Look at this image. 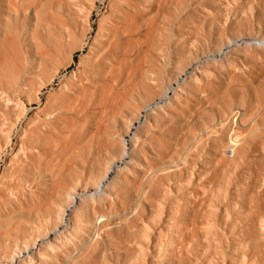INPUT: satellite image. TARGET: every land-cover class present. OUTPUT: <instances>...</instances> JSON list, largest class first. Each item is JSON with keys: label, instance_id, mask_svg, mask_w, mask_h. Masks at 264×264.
I'll return each mask as SVG.
<instances>
[{"label": "rangeland", "instance_id": "obj_1", "mask_svg": "<svg viewBox=\"0 0 264 264\" xmlns=\"http://www.w3.org/2000/svg\"><path fill=\"white\" fill-rule=\"evenodd\" d=\"M9 1L0 86L32 100L10 132L0 101V253L45 231L38 264H264V0Z\"/></svg>", "mask_w": 264, "mask_h": 264}, {"label": "bare ground", "instance_id": "obj_2", "mask_svg": "<svg viewBox=\"0 0 264 264\" xmlns=\"http://www.w3.org/2000/svg\"><path fill=\"white\" fill-rule=\"evenodd\" d=\"M11 1V0H10ZM10 1H9V3H10ZM24 3V2H23ZM6 6H7V4H6ZM10 6V5H9ZM29 7V6H28ZM27 7V8H28ZM51 7V6H50ZM38 9V8H37ZM27 10V9H26ZM49 10V9H48ZM113 12V11H112ZM35 13V12H34ZM22 19V18H21ZM20 19V20H21ZM49 19V18H48ZM58 23V22H57ZM47 24V23H46ZM49 24V23H48ZM66 24V23H65ZM49 31V30H48ZM58 31V30H57ZM13 35V34H12ZM14 35H16V34H14ZM47 35V34H46ZM46 37V36H45ZM55 37H56V35H55ZM21 38V37H20ZM57 38V37H56ZM13 39H15V38H13ZM49 39H50V37H49ZM73 41V40H72ZM41 42V41H40ZM1 43V42H0ZM45 43V42H44ZM49 43V42H48ZM261 43V42H260ZM42 45V44H41ZM5 47V46H4ZM12 47H13V45H12ZM39 47V46H38ZM47 47V46H46ZM260 48V47H259ZM11 49V48H10ZM12 50V49H11ZM77 50V49H76ZM19 51V50H18ZM55 52H57V51H55ZM13 53V52H12ZM10 54V53H9ZM8 54V55H9ZM43 54V53H42ZM64 54V53H63ZM36 55V54H35ZM47 55V54H46ZM61 55V54H60ZM10 56V55H9ZM31 56V55H30ZM44 56H45V54H44ZM15 53H14V59H15ZM34 57V56H33ZM9 58V57H8ZM42 58V57H41ZM13 59V60H14ZM27 59H28V57H27ZM43 59H44V57H43ZM4 60H6V59H4ZM15 61V60H14ZM33 61V60H32ZM5 63L3 62V64H1V65H4ZM21 64V63H20ZM22 64H23V62H22ZM0 65V66H1ZM14 65H15V62H14ZM20 66V65H19ZM45 66V65H44ZM9 68V67H8ZM13 69V68H12ZM46 69V68H45ZM79 69V68H78ZM11 70V69H10ZM9 70V71H10ZM48 70V69H47ZM5 71V70H4ZM21 71L22 70H20V73H21ZM49 71V70H48ZM47 72V71H46ZM142 72V71H141ZM45 73V72H44ZM47 74V73H46ZM106 85H107V83H106ZM105 86V85H104ZM106 87V86H105ZM110 88V87H109ZM84 92V91H83ZM32 93H33V95L36 97V98H38L37 96H38V91H35V90H32ZM86 93V92H85ZM83 94V93H82ZM102 94V93H101ZM108 94H109V92H108ZM110 95V94H109ZM109 95H107V96H109ZM106 98H108V97H106ZM25 99H26V102L28 103V104H31V100H32V96H31V94H29L28 96H26V98L24 97V99H23V97H21V95H18V94H14V93H11V92H8V91H6L2 86H0V101H2V102H4L5 103V105H6V107H8V108H11V109H13L14 110V116H9V115H7V114H2L3 116H2V118L5 120V121H7V123H8V125H9V130H8V132H10L13 128H15L23 119H26V113H27V104H26V102H25ZM125 100V99H124ZM77 103V102H76ZM78 104V103H77ZM76 104V105H77ZM85 105V104H84ZM153 108V107H152ZM40 109V108H39ZM51 109H52V107L51 106H49L48 107V111L47 112H44V113H46L47 115H50L49 114V112H51ZM54 111V110H53ZM37 114V113H36ZM0 115H1V113H0ZM28 120V119H27ZM69 120V119H68ZM70 120H71V118H70ZM70 120H69V122H70ZM75 121V120H74ZM72 122V121H71ZM70 122V123H71ZM79 124V123H78ZM74 125V124H73ZM76 125V124H75ZM21 126V125H20ZM69 127V126H68ZM71 129H73V128H71ZM84 131V130H83ZM26 133H27V129L26 128H21V134H22V136H25L26 135ZM79 133V132H78ZM235 135H236V133L235 132H232V134L230 135V136H228L227 138H226V145H227V147H228V149H232L233 147H234V145H236V143H235V141H234V139H235ZM73 136H75V135H73ZM29 137V136H28ZM53 138V137H52ZM54 140V139H53ZM14 141H16V140H14ZM18 141V140H17ZM9 143H10V136H9V134H7V137H6V142L5 143H0V150H1V148H3L4 147V145L5 146H7V145H9ZM19 143V144H18ZM17 144L18 145H16V147L12 150V154H11V161H13L14 160V158L18 155V153H17V150L19 151V153L21 154V155H23L24 157L26 156V154H27V152L28 151H31V148H28L27 147V144H26V142L23 140V139H20L19 140V142H18ZM53 143H54V141H53ZM65 144V143H64ZM63 144V145H64ZM53 145V144H52ZM65 146V145H64ZM130 146V145H129ZM9 147V146H8ZM64 149V148H63ZM66 149V148H65ZM128 150V149H127ZM74 153V152H73ZM8 161V160H7ZM28 162V161H27ZM34 163H35V161H34ZM55 165V164H54ZM2 167H4V166H2ZM27 167V166H26ZM55 167V166H54ZM72 167V166H71ZM167 167V166H166ZM165 167V168H166ZM1 168V167H0ZM69 169V168H68ZM0 172H4V171H0ZM164 173H165V171H163ZM186 172V171H185ZM51 173H52V171H51ZM58 173V172H57ZM52 176V175H51ZM57 176V175H56ZM52 178V177H51ZM92 178V177H91ZM111 178V177H110ZM149 178V177H148ZM52 180V179H51ZM111 180V179H110ZM86 181V180H85ZM89 182V181H88ZM142 182V181H141ZM140 182V183H141ZM53 183V182H52ZM57 183V182H56ZM87 183V182H86ZM7 184V183H6ZM145 184V183H144ZM100 185V184H99ZM138 186V185H137ZM147 186V185H146ZM151 186H152V182H151ZM59 187V186H58ZM62 187V186H61ZM60 187V188H61ZM129 187V186H128ZM5 188V187H4ZM60 188H59V190H60ZM109 188H110V185H108L107 186V189H106V191L105 192H103L102 194H101V196H99V198H102V197H108V196H110L109 195V192H108V190H109ZM137 188V187H136ZM151 188V187H150ZM138 189V188H137ZM138 190H140V189H138ZM143 191V190H142ZM52 193V192H51ZM73 193H76V191L75 192H73ZM143 193V192H142ZM57 195H58V193H57ZM253 195V194H252ZM251 195V196H252ZM8 196V195H7ZM141 196V195H140ZM250 196V197H251ZM78 197V196H77ZM142 197V196H141ZM11 198V197H10ZM52 198V197H51ZM50 198V199H51ZM75 198V197H74ZM259 198V197H258ZM17 199V198H16ZM80 202H78V201H76V204L74 203V201H73V195L70 193V194H67L66 195V198L64 199V201H63V203H64V205L62 206V205H60V206H58L55 210H54V215L56 216L55 217V219H54V222H50V225H51V229L50 230H56V229H58L59 227H60V225H61V222H62V220H63V218H64V216L67 214V212H68V209L72 206V205H74V207H73V209L71 210V214H72V216L74 215V217L75 218H79V215H80V212H81V209H82V206H83V204H85V203H88V202H93V201H95L97 198L94 196V195H91V194H88V192H86L85 193V195H82L81 197H80ZM139 199V198H138ZM75 200H77V199H75ZM121 202V201H120ZM123 202V201H122ZM51 206V205H50ZM123 206V205H122ZM49 207V206H48ZM50 209V208H49ZM133 210V209H132ZM29 212H31V211H29ZM46 212V211H45ZM32 213V212H31ZM35 213V212H34ZM37 213V212H36ZM135 213V212H134ZM132 214V213H131ZM128 215V214H127ZM99 217H101V216H99ZM129 217H130V215H129ZM52 218V217H51ZM66 218V217H65ZM115 219V218H114ZM104 221H106V220H104ZM65 222V221H64ZM101 222V220L99 221V223ZM103 222V221H102ZM99 223H98V225H99ZM185 225H186V222L184 223ZM253 224V223H252ZM72 225V224H71ZM118 226V225H117ZM184 227V226H183ZM98 228V227H97ZM96 228V229H97ZM254 228V227H253ZM62 229V228H61ZM64 229V228H63ZM146 230H147V228H146ZM43 233H41V239L44 241L43 243H42V245L41 246H37L36 248H35V242L34 243H31L29 240H28V242H25V245L23 246V248L19 245V244H15L14 245V247H13V249L11 250V251H4L3 253H0V264H38V261H39V258L40 259H42L43 260V258L42 257H44V258H46V255L44 254V252H45V249L48 247L49 249H51V250H56L57 248H58V246H57V243H55V241L53 242V240H49V234L47 233V232H45V231H42ZM58 239H59V235H66V233H69V231L68 230H66V231H64V232H62V233H60V231H58ZM6 234H8V233H6ZM95 234V233H94ZM53 238V237H52ZM47 240V241H46ZM38 243V242H37ZM242 243V242H241ZM89 244V243H88ZM244 244V243H243ZM23 245V244H22ZM38 245V244H37ZM106 246V245H105ZM242 246H244V245H242ZM32 248H35L36 250H37V254H29V251L32 249ZM241 248V247H240ZM82 250V249H81ZM96 250V249H95ZM105 250H106V248H105ZM97 251V250H96ZM24 252H27L28 253V256L27 257H25V255H24ZM159 252V251H158ZM253 252V251H252ZM129 254V253H128ZM95 255V254H94ZM93 255V256H94ZM55 260H57L56 258H55ZM245 260H246V258H245ZM244 264H246V263H244Z\"/></svg>", "mask_w": 264, "mask_h": 264}]
</instances>
